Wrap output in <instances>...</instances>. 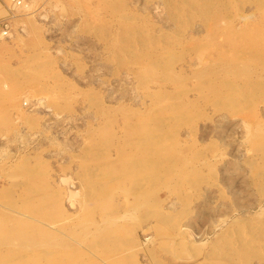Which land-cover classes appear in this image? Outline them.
<instances>
[{
	"label": "rangeland",
	"instance_id": "obj_1",
	"mask_svg": "<svg viewBox=\"0 0 264 264\" xmlns=\"http://www.w3.org/2000/svg\"><path fill=\"white\" fill-rule=\"evenodd\" d=\"M0 264H264V0H0Z\"/></svg>",
	"mask_w": 264,
	"mask_h": 264
},
{
	"label": "built area",
	"instance_id": "obj_2",
	"mask_svg": "<svg viewBox=\"0 0 264 264\" xmlns=\"http://www.w3.org/2000/svg\"><path fill=\"white\" fill-rule=\"evenodd\" d=\"M14 1V0H13ZM19 2V0H15V3H18ZM14 3V2H13Z\"/></svg>",
	"mask_w": 264,
	"mask_h": 264
},
{
	"label": "bare ground",
	"instance_id": "obj_3",
	"mask_svg": "<svg viewBox=\"0 0 264 264\" xmlns=\"http://www.w3.org/2000/svg\"><path fill=\"white\" fill-rule=\"evenodd\" d=\"M143 152H145V150H144ZM90 254H91V253H90Z\"/></svg>",
	"mask_w": 264,
	"mask_h": 264
}]
</instances>
